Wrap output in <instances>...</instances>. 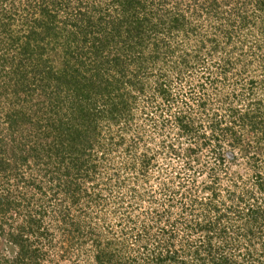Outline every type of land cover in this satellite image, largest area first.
I'll return each instance as SVG.
<instances>
[{
	"label": "trees",
	"instance_id": "obj_1",
	"mask_svg": "<svg viewBox=\"0 0 264 264\" xmlns=\"http://www.w3.org/2000/svg\"><path fill=\"white\" fill-rule=\"evenodd\" d=\"M167 131L224 168L130 244L126 172L179 158ZM1 242L0 264L83 243L88 264H264V0H0Z\"/></svg>",
	"mask_w": 264,
	"mask_h": 264
},
{
	"label": "rangeland",
	"instance_id": "obj_2",
	"mask_svg": "<svg viewBox=\"0 0 264 264\" xmlns=\"http://www.w3.org/2000/svg\"><path fill=\"white\" fill-rule=\"evenodd\" d=\"M161 138L167 145L174 144L178 146L181 153H183L182 149H185L187 146L186 139H179L176 133L172 131L165 132ZM120 161L115 160L114 165L107 166V168H119L121 166ZM156 162V165L151 166L148 170L142 171L140 168H131L130 172H126L128 173V177L131 178L129 179L131 183L134 182L133 185L131 183L130 185L133 187V192H135L132 197L124 199L125 203L132 204L131 218L136 226L135 230L133 229V235L129 237L130 244L134 241L136 232H142L143 225L153 223L154 216H158L159 214L166 215L164 212L166 208L171 206L172 213H169L172 216L171 219L178 217L180 214L179 202L188 199V196L184 194H188L192 190L194 192L197 189L198 193L202 195L199 191L208 181L209 170L212 168H224L219 163L216 164L217 160L208 151H203L198 164H188L184 153L179 158L166 154L164 157H159ZM231 168H238V176L243 180L249 179L250 173L243 166H232ZM135 179L138 183L135 182ZM227 179L233 180V177H227ZM225 203L230 205L229 203L231 202L226 201ZM166 217L168 216H162L163 219ZM114 218L115 216L112 215L107 217V225L118 228V230L110 231L111 234L108 233L110 238H118L120 233L119 229L121 226L118 223L119 219L115 220ZM129 227L131 228L133 225L130 224ZM153 232H157V229H154ZM0 244V250H2L3 243L1 242ZM83 244L77 248H72L73 251H67V253L57 248L51 254V257L54 259L53 264H88L87 255L90 254V245ZM78 249L79 251H77ZM63 253L65 255H62ZM50 264L52 263L50 262Z\"/></svg>",
	"mask_w": 264,
	"mask_h": 264
}]
</instances>
